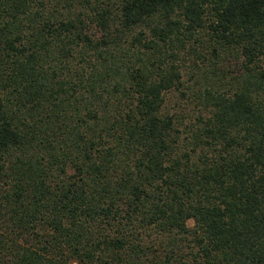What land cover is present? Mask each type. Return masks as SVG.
I'll return each instance as SVG.
<instances>
[{
    "label": "trees",
    "instance_id": "obj_1",
    "mask_svg": "<svg viewBox=\"0 0 264 264\" xmlns=\"http://www.w3.org/2000/svg\"><path fill=\"white\" fill-rule=\"evenodd\" d=\"M0 264H264V0H0Z\"/></svg>",
    "mask_w": 264,
    "mask_h": 264
},
{
    "label": "rangeland",
    "instance_id": "obj_2",
    "mask_svg": "<svg viewBox=\"0 0 264 264\" xmlns=\"http://www.w3.org/2000/svg\"><path fill=\"white\" fill-rule=\"evenodd\" d=\"M117 18H118V16H117V12L116 11H114V16H113V18H112V21H113V19H114V21H116L117 20ZM93 29H94V27H93ZM92 29V30H93ZM198 63H200V65H202V63H201V61H199L198 60ZM226 64H225V66L226 67H229V69L230 70H232L233 69V67H234V65H233V63H231V61H226L225 62ZM237 64V63H236ZM191 65H192V63H191V61L189 60V61H186V63H185V65L181 68L182 69V78L185 80V83L186 84H190L191 82H189L188 81V75L191 73V72H193V70L194 69H192L191 68ZM207 67H208V70L209 69H211V67L210 66H208L207 65ZM237 67V66H236ZM205 68V67H204ZM235 70V72L237 71L238 72V70H239V67H237L236 69H234ZM234 72V73H235ZM184 89V88H183ZM185 97L184 96H182L178 91H176L175 90V92L174 93H172V98H170V103L171 104H174L175 103V109H178V106L177 105H181V103H184L185 102ZM174 102V103H173ZM188 104H190L189 106H191V109H193L194 108V103H192V102H189ZM195 107H196V105H195ZM197 108V107H196ZM189 224H191V221H189Z\"/></svg>",
    "mask_w": 264,
    "mask_h": 264
}]
</instances>
